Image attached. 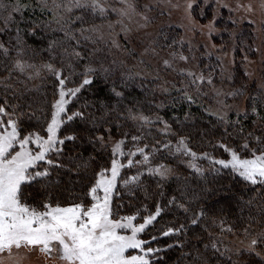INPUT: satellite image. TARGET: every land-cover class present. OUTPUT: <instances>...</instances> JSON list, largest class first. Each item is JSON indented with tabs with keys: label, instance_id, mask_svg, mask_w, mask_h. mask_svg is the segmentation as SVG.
<instances>
[{
	"label": "trees",
	"instance_id": "1",
	"mask_svg": "<svg viewBox=\"0 0 264 264\" xmlns=\"http://www.w3.org/2000/svg\"><path fill=\"white\" fill-rule=\"evenodd\" d=\"M53 1L47 0L50 10L42 12L37 6L38 0H21L28 6L21 12H13V18L7 25L4 18L8 12H0V29H3L0 31V43L9 49L7 55L0 49V104L7 99L8 113L13 112L11 105H20L13 118L19 117L22 134L37 131L45 135L59 84L53 73L43 65L50 63L62 69L63 77H67V89L81 85L87 68L95 71L88 73L91 83L81 88L76 97L70 98L67 105L69 114L83 111L86 120L76 118L62 126L58 133L61 138L76 136L74 141H65L63 153L58 158L73 171L51 168L52 175L48 181L22 185V202L38 208L45 201L60 205L80 202L81 199L88 202L89 197H85V193L90 182H94V174L109 163L108 141L123 139L126 149L135 152L137 148H144L149 160L144 164L135 163L143 160L137 152L133 165L123 170L117 186L118 195L112 201L113 212L126 215L138 213L139 217H143L154 212L157 203L164 208L153 225L141 234L143 240L158 237L148 245L150 247L173 245L158 254V258L162 257L159 264H199L196 259L198 254H202L203 259H209L210 264H264V260L255 253L230 251L228 243L217 237L223 232L252 237L264 232V185H253L230 167L214 163L228 156L226 148L248 156L253 154V149L257 154L264 151V83L261 84L264 82V71L260 74V83L250 81L242 70V59H238L227 84L225 100L239 102L246 95L245 110L243 113L232 111L224 117V110L214 104L217 97L215 90L221 88L215 83L219 85L223 75L216 73L212 59H189L186 65L180 66L185 71L173 75L170 67H165L160 58L150 65L155 55L142 58L126 43L123 50H117L111 47L110 38L95 32L81 35V28L107 25L115 17L111 10H106L101 16L90 10L75 9L69 14L61 8L59 15L53 16ZM76 16H83V22L76 20ZM164 32L165 37L161 36ZM86 35L91 38L84 39ZM235 35L238 36V46L245 44L248 56L254 57L253 48L257 39L252 28L243 26ZM154 38V46L160 51L170 45L175 46L178 39L166 31L156 32ZM150 40L140 39V42ZM17 48L21 49L19 54ZM74 51L81 54L79 58L73 54ZM17 59L34 67L20 73L13 68ZM210 67L215 70L212 77L216 78L213 82L216 87L207 81L193 84L194 77L185 73L192 69V73L205 76ZM37 72L38 75H35ZM113 89L123 95L117 97ZM185 93L192 99H187ZM254 107L255 111L252 110ZM129 109L134 114L147 116L149 122L129 118ZM97 136L104 137L103 143L90 142ZM134 136L139 139L133 140ZM181 137L197 153L196 158L175 151ZM256 137H260L259 142ZM169 142V148L161 147ZM245 142L248 143L247 149L242 147ZM49 158L57 159L55 154ZM81 160H89V166L77 175L74 169ZM190 164H195L201 171L190 167ZM157 166H166L170 169L169 174L161 178L149 173L148 168ZM137 174H140L138 182L128 187L123 185L124 180ZM173 197L176 203L169 205L168 201ZM178 204H184L188 211L179 208ZM201 211L204 215L199 217L198 223L190 224V220ZM180 225H185L182 232L167 237L161 235L169 227L178 228ZM245 229L248 231L245 232ZM211 243H216L219 251L213 249ZM206 244L207 248L204 247ZM256 249L264 252V243L258 244Z\"/></svg>",
	"mask_w": 264,
	"mask_h": 264
},
{
	"label": "snow or ice",
	"instance_id": "2",
	"mask_svg": "<svg viewBox=\"0 0 264 264\" xmlns=\"http://www.w3.org/2000/svg\"><path fill=\"white\" fill-rule=\"evenodd\" d=\"M126 8L119 9L121 16L128 15L129 10L135 11V5L129 0H124ZM28 5L22 4L21 0H0V12H8L4 18L5 25L12 20L13 12H21L24 7ZM37 6L42 12L49 11L47 0H38ZM191 7V5H189ZM63 8L64 12L72 13L73 10L91 11L93 14L99 13L103 16L106 8L101 0H66L64 3H54L51 11L53 16L59 15V10ZM112 11H117L112 9ZM60 19H64L60 16ZM69 20L71 17L68 18ZM76 20L83 22V16H76ZM147 21L148 17L144 16ZM111 27V25H109ZM211 30V29H210ZM3 31V29H0ZM98 31L97 26L93 25L89 28H81L80 33H93ZM68 35V33H65ZM75 38L74 36L72 37ZM90 35L84 36V39H90ZM19 29H17V43L19 44ZM55 42H53L54 44ZM79 43V41H77ZM51 48L52 45L50 44ZM0 49L5 55L8 54L9 49L0 43ZM21 49L17 48L18 54ZM76 57H80L79 52H73ZM174 58L175 53L171 54ZM180 60H187L186 56L180 55ZM163 64L166 67L172 66V60L165 59ZM34 67L26 61L17 59L14 62L13 68L20 73H25L29 68ZM49 72L57 78L58 98L54 101L51 111V119L47 121L45 129L46 135L42 136L37 131H30L22 134L19 117L13 118L16 115V109L20 105H11L13 112L8 113L5 99L3 104H0V252L5 250L11 251L13 247L20 249L24 248H39L40 251L51 253L57 251L60 254L61 260L64 264H159L158 254L165 251L166 248H171L173 245H167L165 248L150 247V243L155 242L158 237L152 236L150 240L140 239V234L144 233L147 228L153 225L154 221L162 214L164 208L159 203L155 206V211L147 216L139 217V214L129 215L114 219V212L112 210V197L114 189L117 187V179L120 174V169L124 167L115 157L117 155H125L122 145L124 140L115 142L112 152L113 159L110 168H101L99 172L95 173L94 182H90V187L87 188L85 197H90L91 202L85 203L83 199L80 202H73L65 206L60 203L53 204L50 201L42 202L40 207L30 205L22 202V185L34 183L39 180L48 181L52 173L51 168L67 169L69 172L73 171L67 164L61 163L58 159L62 153L66 140H76L75 134L68 135L61 138L58 133L62 126L76 118L86 120L85 113L77 110L68 113L67 105L70 98L76 97L86 85L91 83V77L88 75L94 72L95 69L87 68L84 75L85 79L81 85L76 88L65 90V81L67 77H63L62 69L56 68L53 64L46 63L43 65ZM11 72L12 69H9ZM181 73L185 70L180 69ZM189 76H193V84L197 81H204L207 79L211 84V76L205 78L203 75H196L188 72ZM38 75V72L35 73ZM6 87H8L6 85ZM113 92L117 97H121L123 93ZM219 94V93H218ZM191 100V96H187ZM87 105H85L86 107ZM255 111V107L252 109ZM215 114V113H214ZM8 117L5 120L2 117ZM129 118L133 120H140L144 123L149 122V118L143 114H134L129 109ZM159 119V118H157ZM223 119V116H220ZM94 123V121H93ZM166 125V129H167ZM251 135V134H250ZM133 140H138L139 137H132ZM259 142L260 137H256ZM104 137L97 136L90 142L103 143ZM35 145V149L31 147ZM171 142L161 145V147L169 148ZM243 148H248V143L242 145ZM176 152H183L185 155H191L193 158L197 157V153L192 151L185 142V138L181 137L175 147ZM231 154V159L228 161L218 160L221 166L227 168L229 165L246 181L253 185H264V151H257L253 149L251 158H241L239 154L231 149L226 148ZM139 152L143 156V160L135 161L137 164H144L148 162L149 155L145 154L144 148H137L135 152H130L127 155L135 156ZM55 154L57 159L49 158ZM207 156V153L204 154ZM91 157L89 158V160ZM209 159H211L209 157ZM89 160H81L74 169L79 175L81 169H87ZM43 162L47 165L42 170H37L38 165ZM132 159L128 160V165H133ZM190 167L195 168L198 172L201 171L195 164H190ZM149 173L159 175L161 178L166 177L170 169L166 166H157L156 168H148ZM140 174L129 177L122 183L125 187L130 184L138 182ZM118 195V193H117ZM176 203V198L173 197L168 201L169 205ZM179 208L185 212L188 208L184 204H178ZM146 210V209H145ZM203 211L196 214V217L190 220V224L196 225L199 217L203 216ZM142 219L141 223H134L137 219ZM185 229V225H180L178 228L169 227L162 232V236H170L180 233ZM231 231V229H229ZM248 230L245 229V232ZM264 243V232L250 240L247 245V250L254 252L257 256L256 246ZM181 247L183 245H180ZM205 248L208 245H204ZM213 249H217L216 243H211ZM129 250H134V254H128ZM182 255H186L182 253ZM199 264H210L209 259H203L202 254L197 255Z\"/></svg>",
	"mask_w": 264,
	"mask_h": 264
},
{
	"label": "rangeland",
	"instance_id": "3",
	"mask_svg": "<svg viewBox=\"0 0 264 264\" xmlns=\"http://www.w3.org/2000/svg\"><path fill=\"white\" fill-rule=\"evenodd\" d=\"M53 2L64 3L66 0H54ZM101 2L106 10H117L112 11L115 16L114 19L109 21L107 25L99 27L98 31L95 32L100 36L110 38L112 41L111 47H116L117 50H123L125 48L124 44L126 43L129 49L142 58H151L155 55L153 57L154 62H150V65H154L159 58L160 60L162 59L163 64V60L167 57L172 60V67L169 69L173 75H175V72L178 74L180 72L179 70L183 68L180 66L182 64L186 65L189 59L192 61H198L202 57L212 59V63L215 65L214 68L215 70L217 69L216 73L223 75L222 82L219 85L218 82L215 83L219 88L221 87L219 90H215L217 92V97L214 99L215 107L224 110V117L232 111L236 113L244 112L246 95L239 102H233L232 99L225 100V94H227L225 91L228 89L227 84L230 81V76H232L233 68L238 59H242L244 63L242 70L247 78L250 81H260V74L264 71V0H129L130 3L135 5V11L129 10L128 15L124 16L119 14V9L126 8L124 0H101ZM144 16L148 17L147 21L144 19ZM223 26L228 29V32L232 30L233 33L232 31L227 33L225 31L226 28H223ZM243 26L252 28L253 34L257 39L253 48L255 52L254 57L248 56L249 50L246 49L245 44L242 43V46L239 47L236 42L238 36L235 33ZM158 31L170 32V34L176 36L178 38L175 42L176 45H170V47L161 51L156 48L154 46L156 38L153 39V35ZM162 35L165 37V32ZM140 39H151V42L143 43L144 41L140 42ZM172 53L176 54L174 58L171 55ZM180 55L186 56L188 59L180 60ZM209 69H207L208 71L206 70L207 73L204 77L211 76L212 82L209 85L215 86L213 82L216 81V78L212 77V73L215 70L211 67ZM188 72H194V70L191 69V71H186L185 73ZM196 75L202 74L199 73ZM217 80L219 81L218 78ZM204 81H207V79ZM263 83L261 82L262 85ZM223 84L226 86H222ZM65 90L67 91L66 87ZM3 119L6 122L8 117H4ZM120 140L108 141L106 149L110 153L109 163L102 168L111 167V161L114 158L112 148L115 142ZM31 147L35 149V145H31ZM122 148L125 155H117L115 157L124 165L120 169L117 186L120 183L119 181L123 170L129 167L128 160H135L134 156L127 155L133 152V149H126L124 144ZM238 154L242 159L251 158L252 156ZM230 159L231 154L229 153L223 160L228 161ZM45 166L41 162L37 170H42ZM229 167L241 177L230 165ZM241 178L244 179L243 177ZM115 197H117V187L114 189L112 201ZM90 202L91 199L89 197V201H85V203ZM124 216L129 215L114 212L113 218L119 219ZM141 222L142 220L140 219L134 221V223ZM217 237L223 238L228 243L230 251L234 253H254L247 250V245L253 238L248 234L223 232ZM139 238L141 239V234ZM256 252H259L260 255L258 257L264 260V252H261L259 249H256ZM128 254H134V250H129ZM0 264H64V262L61 260L60 254L57 251L49 254L40 251L39 248L30 249L22 247L17 249L13 247L11 251L5 250L0 252Z\"/></svg>",
	"mask_w": 264,
	"mask_h": 264
}]
</instances>
